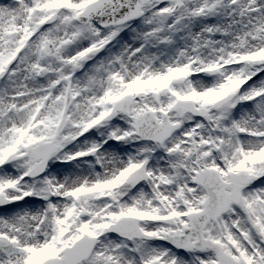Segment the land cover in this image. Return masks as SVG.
I'll return each instance as SVG.
<instances>
[{
  "label": "snow or ice",
  "instance_id": "6c2138e0",
  "mask_svg": "<svg viewBox=\"0 0 264 264\" xmlns=\"http://www.w3.org/2000/svg\"><path fill=\"white\" fill-rule=\"evenodd\" d=\"M0 264H264V0H0Z\"/></svg>",
  "mask_w": 264,
  "mask_h": 264
}]
</instances>
